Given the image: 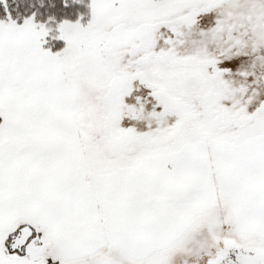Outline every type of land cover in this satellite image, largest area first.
<instances>
[{"label":"snow or ice","instance_id":"obj_1","mask_svg":"<svg viewBox=\"0 0 264 264\" xmlns=\"http://www.w3.org/2000/svg\"><path fill=\"white\" fill-rule=\"evenodd\" d=\"M0 264H264V0H0Z\"/></svg>","mask_w":264,"mask_h":264}]
</instances>
